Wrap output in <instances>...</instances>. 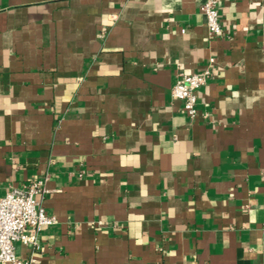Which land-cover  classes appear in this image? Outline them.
Instances as JSON below:
<instances>
[{"label":"crops","instance_id":"crops-1","mask_svg":"<svg viewBox=\"0 0 264 264\" xmlns=\"http://www.w3.org/2000/svg\"><path fill=\"white\" fill-rule=\"evenodd\" d=\"M203 2L0 0V196L47 177L58 218L20 256L264 264V0L217 36ZM209 66L191 118L172 88Z\"/></svg>","mask_w":264,"mask_h":264},{"label":"built area","instance_id":"built-area-1","mask_svg":"<svg viewBox=\"0 0 264 264\" xmlns=\"http://www.w3.org/2000/svg\"><path fill=\"white\" fill-rule=\"evenodd\" d=\"M220 1L204 0L201 10L207 19L209 33L221 35ZM215 61L211 58V63ZM212 71L210 66L199 73L179 70L172 88V97L183 101L184 110L191 118L199 113L198 90L207 83ZM208 119V114L203 115ZM45 179H34L25 187H13L0 196V264H34L35 256L24 258L17 253L21 243L34 251L41 249L43 231L58 222L56 215L49 214L37 195L46 192Z\"/></svg>","mask_w":264,"mask_h":264}]
</instances>
